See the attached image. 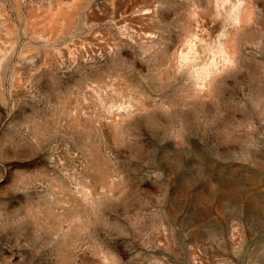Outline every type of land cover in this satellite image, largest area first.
Returning a JSON list of instances; mask_svg holds the SVG:
<instances>
[{
  "label": "clouds",
  "instance_id": "obj_1",
  "mask_svg": "<svg viewBox=\"0 0 264 264\" xmlns=\"http://www.w3.org/2000/svg\"><path fill=\"white\" fill-rule=\"evenodd\" d=\"M0 264H264V0H0Z\"/></svg>",
  "mask_w": 264,
  "mask_h": 264
}]
</instances>
